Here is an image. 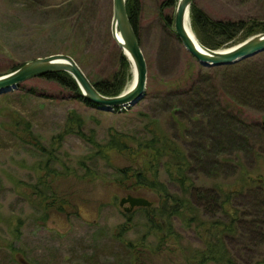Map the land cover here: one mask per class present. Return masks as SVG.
I'll list each match as a JSON object with an SVG mask.
<instances>
[{
    "label": "rangeland",
    "instance_id": "obj_1",
    "mask_svg": "<svg viewBox=\"0 0 264 264\" xmlns=\"http://www.w3.org/2000/svg\"><path fill=\"white\" fill-rule=\"evenodd\" d=\"M81 1L89 4L86 16L81 22L66 25L68 21L63 19L70 15L66 10L71 3L76 6ZM165 1L141 0L139 39L148 65V88L143 101L134 108L123 112L92 108L57 83L41 78L22 84L24 90L19 88L0 96L2 105L13 101L14 111L33 123V132L47 146L63 130L67 114L72 110L82 116L86 134V139L67 137L58 152L59 160L79 177L53 180L55 191L73 195L70 200L73 208L67 210L70 215L55 210L44 227L40 220L43 212L32 200L31 193V185L37 183L39 174L35 167L44 157L5 132L8 119H0V264H15L13 251L23 253L29 264H129L131 244L136 245L143 238L150 245L156 244L153 235L146 236L155 232L147 229L142 216L134 215L128 222L123 215L119 206L121 190L105 183V178L114 179L115 167H123L128 161L117 153L109 156L111 165L101 159L89 161L87 157L95 151L88 141L91 138L101 145L114 132L133 133L141 138L147 124L154 123V130L178 141L189 158L198 157L204 162L209 159L211 168L217 165L210 172L197 171L199 182L206 184L203 188L211 189L215 183L230 187L240 169H246L254 178L264 174V137L260 123L251 129L242 126L238 129L239 134L249 139L240 143L241 149L237 145H224L223 141L232 134L227 126L230 118H225L224 123V118L218 119L216 124L212 113L207 112L213 109L210 104L202 112L180 111L176 120L171 115L174 107L182 105L176 98L181 93V84H178L185 80L186 71L210 76L219 85L228 80L230 73L224 67L201 66L184 48L166 25V19L174 20L175 9L162 10ZM194 3L213 20L264 23V0H195ZM112 18L113 0H0V72L4 74L36 58L64 54L75 59L92 80H109L119 68L121 53L111 35ZM242 41L244 38L240 36L233 45ZM236 65L238 71L256 67L258 78L264 81V53ZM131 83L132 80L127 88ZM166 86L169 90L164 92ZM239 87L242 92L244 88L248 93L253 92L248 82ZM30 89L47 98L27 95ZM230 94H235V88ZM25 95L29 101L21 98ZM235 98L233 105H241V100ZM233 105L229 109L234 110ZM244 108L256 117L264 116V111ZM6 112L11 113L6 110L2 114L7 115ZM225 161L230 165L228 168H222ZM53 165L59 173L66 174L60 162ZM87 168L99 174L94 182L85 180ZM169 191L180 193L171 186ZM254 192L245 189L247 195L239 202L244 221H250L257 213L251 204L253 200H249L253 199ZM140 195L157 202L155 195ZM172 222L182 240L177 252L181 256L177 255L175 260L186 264L183 255L189 257L187 251L198 247L199 238L194 231L185 229L181 219L172 218ZM241 235L230 245L235 261L238 264L264 262V243L258 242L256 235L250 240L245 232Z\"/></svg>",
    "mask_w": 264,
    "mask_h": 264
},
{
    "label": "trees",
    "instance_id": "obj_2",
    "mask_svg": "<svg viewBox=\"0 0 264 264\" xmlns=\"http://www.w3.org/2000/svg\"><path fill=\"white\" fill-rule=\"evenodd\" d=\"M177 4L178 0H166L162 10L166 8L176 10ZM88 5L87 1L77 2L76 6L71 3V7L66 8V12L70 15L67 14L68 16L64 17L63 20L68 21L65 24L73 25L74 22H81L82 17L87 14ZM127 12L139 39V21L142 14L141 0H127ZM191 24L199 41L211 50L230 48L235 45L233 43L240 36H243L245 41L257 34L264 33V23L251 22V20H213L195 3L191 7ZM166 25L168 28L170 26V32L176 36L174 20L166 19ZM82 35L85 36L86 33H82ZM176 38L178 39L177 36ZM23 65L15 66L4 74L11 73ZM223 69L230 73L228 80L224 81L223 85L215 83L209 78L210 76L205 74L197 72L196 75H193L191 71H186L185 80L178 84H181V93L176 98V102H180L182 105L179 108L174 107L171 115L176 120V115L180 111L189 112L191 110L194 112L197 110L202 112L204 107L210 104L213 109L207 112L212 113L216 124L218 119L224 118V123L226 122L225 118H230L226 124L232 134L226 141H223L224 145L226 147L237 145L242 149L240 143L249 142V139L239 134V128L251 129L254 124L257 126L260 123L262 125L260 132L264 137V116L256 117L244 108L248 106L264 111V81L258 78L259 72L256 67H246L238 71L237 65H234L226 66ZM4 74L0 72V75ZM87 77L102 95L118 96L133 79L132 66L121 52L119 68L109 80L98 79L94 81L90 76ZM41 79L57 83L70 91L79 102L98 109L96 105L82 96L77 83L69 74L64 72L53 73ZM246 82L253 92L248 93L245 88L242 92L239 86ZM21 86L19 87L20 90H24ZM233 88H235V94L232 95L230 91ZM167 90H169L168 86L164 92ZM26 94L47 98L45 94H39L34 89H30ZM235 97L241 100V105H233ZM21 98L29 101L26 95ZM232 105L234 110L229 109L232 108ZM6 110L11 113L6 112L7 115H3L2 111ZM2 117L8 119L5 132L23 146L32 148L42 158L44 157V160L39 161L35 167L36 172L39 173L37 183L31 185L32 200L43 212V216L40 218L43 222L41 223L42 226L46 227L50 213L55 210L70 215L67 210L73 208L70 201L71 198L73 199V195L55 191L53 180L56 181V179L68 178L69 176L79 179L75 173L70 172L69 166L59 160L58 152L61 151L65 139L69 136L86 139L82 127V116L75 110L68 112L63 130L52 137L50 146L45 145L39 135L33 132V123L30 120L24 118L19 111H14L13 101L7 103L6 106L0 103V119ZM153 124H147L146 132L141 138L133 133L114 132L105 145H101L93 138L88 140L95 150L92 156L87 157L89 161L96 162L101 159L106 164L111 165L109 157L111 153H117L128 161V164L123 167H115L114 179L111 181V179L105 178V183L113 184L121 192L126 191L135 195L147 193L157 197V202L151 201V207L141 208L131 215L124 214L128 222H131L134 215L142 216L147 222V229L150 232H155V234H147L146 236L153 235L156 239L154 246L150 245L151 243L146 238L140 240L136 245L131 244L129 264L180 263L175 259H177V255L181 256L177 252L180 250L178 247L182 240L179 237L180 233H177L173 228L172 218L181 219V222L185 224V229L194 231L199 238L198 247L187 251L189 257L183 255L182 259L186 264H238L234 259V250L230 248V245L237 237H240L242 232H245L249 240L256 235L257 241L264 243V174L254 178L246 169H240L238 175L233 178L234 182H230L233 183L229 185L230 187H222L221 183H215L211 189L203 188L206 184L199 182L201 180L197 179V171L210 172L215 170L214 167L217 165L211 168L209 159L204 162L198 157L191 156L189 158V154L181 148L178 141L156 132ZM55 162H60L65 169V175L55 169L53 165ZM229 166V163L225 161L222 168ZM86 171L85 180L94 182L99 175L97 171L92 168H87ZM169 186L178 189L180 193L176 194L169 191ZM247 188L255 190L251 195L253 199L249 200H253L251 204L257 213L250 221H244L239 209V202L245 199L247 194L244 193V190ZM115 199L117 202V197ZM183 223L181 225L184 227ZM13 252L15 253L14 263L21 264L15 255H23V253L20 251ZM181 252L184 251L181 250ZM167 258L169 261H166ZM181 264H183L182 261ZM259 264H264V262Z\"/></svg>",
    "mask_w": 264,
    "mask_h": 264
},
{
    "label": "water",
    "instance_id": "obj_3",
    "mask_svg": "<svg viewBox=\"0 0 264 264\" xmlns=\"http://www.w3.org/2000/svg\"><path fill=\"white\" fill-rule=\"evenodd\" d=\"M195 0H178L175 10V34L184 48L205 68H218L236 65L264 53V33L257 34L242 43L223 50H211L197 38L191 24V7ZM187 21L191 32L187 27ZM111 35L132 66V85L118 96L102 95L89 80L79 64L69 55L54 54L36 58L25 63L19 69L0 75V96L19 89L25 82L42 78L53 73L69 74L77 83L82 96L98 109L105 112H123L137 106L146 96L148 88V65L139 43V39L131 24L127 12V0H113V18ZM134 208L151 207L152 202L146 198L123 199ZM21 264H29L21 255L16 256Z\"/></svg>",
    "mask_w": 264,
    "mask_h": 264
},
{
    "label": "flooded vegetation",
    "instance_id": "obj_4",
    "mask_svg": "<svg viewBox=\"0 0 264 264\" xmlns=\"http://www.w3.org/2000/svg\"><path fill=\"white\" fill-rule=\"evenodd\" d=\"M129 197H132V198H145V197L142 196V195H135V194H132V193H129V192L124 191V192H122V193L119 195V198H120L119 206H120V203L123 201V199H127V198H129ZM121 209H122V211H123V215H124V214H125V215H131V214L137 212V211H138L139 209H141V208L136 207V208H134L133 210H131V206H130V204L125 203V204L123 205V207H121Z\"/></svg>",
    "mask_w": 264,
    "mask_h": 264
},
{
    "label": "bare ground",
    "instance_id": "obj_5",
    "mask_svg": "<svg viewBox=\"0 0 264 264\" xmlns=\"http://www.w3.org/2000/svg\"><path fill=\"white\" fill-rule=\"evenodd\" d=\"M189 21H187V27H188V30H189V32H191V29H190V26H189ZM132 85V84H131Z\"/></svg>",
    "mask_w": 264,
    "mask_h": 264
}]
</instances>
